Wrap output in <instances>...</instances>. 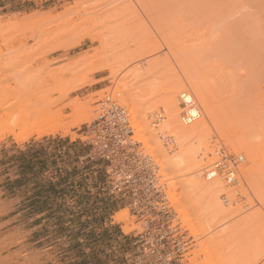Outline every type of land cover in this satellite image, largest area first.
Segmentation results:
<instances>
[{
	"label": "rangeland",
	"instance_id": "374dc122",
	"mask_svg": "<svg viewBox=\"0 0 264 264\" xmlns=\"http://www.w3.org/2000/svg\"><path fill=\"white\" fill-rule=\"evenodd\" d=\"M200 42L220 50L219 58L212 56L211 61L219 59L222 69L217 71L225 75L223 79L217 72L224 82L219 86L223 87L220 100L252 99L242 113L214 120L205 116L195 94L197 87H203L205 55L185 57L182 51L183 45ZM103 64L111 65L117 83L107 70H96ZM175 82L180 89L176 91L179 110L187 107L181 94L192 95L200 114L199 120L185 126L204 119L210 130L206 136L210 154L203 158L199 172L225 154L243 158L235 163L240 173L235 185L216 176L225 189L219 201L232 218L218 219L216 233L201 235L213 232L222 249L206 246L208 239L202 241L206 235L191 236L178 219L191 239L181 264H191L193 258L204 262L209 254L207 248L205 255L206 247L217 254V259L209 254L213 264H264V201L258 185L251 187V176L245 177L249 168L264 169V0H0V260L5 264H133L132 232L139 225L126 204L104 190L105 164L88 157L81 164H40L46 148L31 141L61 135L88 155L81 129L96 117L98 102L106 97L126 110L136 139L130 109L137 110L141 122H148V130L160 128L166 118L158 116L163 115ZM116 89L125 102L113 96ZM80 107L91 109L92 115L75 125ZM185 109L180 110L181 117ZM56 127L62 128L37 134ZM162 134L158 133L161 147L167 158L172 157L179 152L177 141L171 133ZM198 137L189 139L187 146L206 153L200 143L195 146L203 140V135ZM238 143L258 155V164L249 162ZM140 145L155 164H167L152 141L147 148ZM169 170L159 166L165 183L176 184L180 179L166 178L172 173ZM182 172L187 174L186 169ZM202 173L200 178L205 179ZM178 188L173 186L174 191ZM227 205L236 208L232 212ZM256 210L258 220L250 215ZM124 211L129 227L135 228L127 233L124 223L114 220ZM230 220L236 224L226 230L220 227ZM218 254H223L222 260Z\"/></svg>",
	"mask_w": 264,
	"mask_h": 264
},
{
	"label": "bare ground",
	"instance_id": "6f19581e",
	"mask_svg": "<svg viewBox=\"0 0 264 264\" xmlns=\"http://www.w3.org/2000/svg\"><path fill=\"white\" fill-rule=\"evenodd\" d=\"M182 48H183V50H182L183 55L185 57H189L192 54H204L205 55V58H204L205 62H203L204 63L203 66H204V70H205V75H204L203 85H202L203 87H202V89L201 88L199 89L197 87L195 90L196 93L195 92L194 93L198 96V98L201 102V105H202V109H203L207 119L214 120L219 116L228 117V116H233L235 114H239V112L242 113V110L245 109V107L251 103L252 99L249 100L247 98L248 100H246L245 98L247 96H244L245 97L244 99L242 97H241L242 99L239 97V99H237L236 101H234V98L231 100H228V101L226 100V102H223L222 101L223 99L220 100L222 98L220 93L223 92V87L221 86L222 87V89H221L219 86H220V84L223 85L224 82L222 80L224 79L225 75L223 74V72H221V70L217 71L218 69H222L220 66L221 63L219 65L220 68L218 67V64H219L218 60L219 59L217 61L215 60V63L211 62L213 60L212 59L213 57L219 58L218 57V56H220L219 48L215 47V46L212 47V45L209 42H202V43L200 42L197 44L192 43V44H188V45L185 44V45H183ZM96 70L97 71L107 70L109 72V76H110L109 78H111L112 81L117 80L115 72L113 71L111 65H109V64H103L102 66H99ZM222 71H224V70H222ZM217 72H221L223 79H221V75H218ZM221 81H222V83H221ZM178 82H175L177 84L173 83V85H175V86H171V89H173L175 87L174 88L175 91H172L169 88L171 91H169L167 93L165 103H164V107H163V115H161L159 113L158 118H161L162 116H164V118H166V121L161 124L160 128L153 130V131H150V130H148V127H149L148 122L147 121L145 122L143 120L144 121V123H143L138 118L137 110L131 108L130 114L132 115L133 123H134V130H135V137H136V139H134V141L142 143L144 145V148H147L148 143L150 141H152L154 146L159 151V153H157V154L161 155L162 157H165V160L167 161V164H164L163 162L159 161L160 163H157L158 167L160 166L162 169H165V166H167L168 170L171 169V170H169L170 172H172L169 174L171 176H169L167 174L168 177L165 175L166 178H168V179L172 178V179H178V180L180 179L179 181L176 180V182H177L176 184H177V186H179V188L175 191L173 189V186H176L175 183L174 184L173 183L168 184L166 182L168 184V186L171 187L170 188L171 191H170L169 189H167V186L165 183V181H167V180H163L164 178L162 179L163 180L162 182L165 185V194L167 196V199H168L170 205H171V202L169 200L170 197L168 196L169 195L168 192L169 191L173 192L170 194L173 197L172 203L175 204V206L178 208L177 214L175 213L176 218H177V215H179L177 220L180 219L181 222L186 225V226L185 225L184 226L187 227L186 229H188L190 231L191 236L200 237L203 233H206V232L209 233L211 231L214 232L213 229L216 227V221L218 219L226 220L228 218V220H229L230 216L233 214L231 212L227 211V207H225V205L222 203L223 202L222 200H221L222 202L219 201V194L225 189H224V186L221 184V182L219 180H217V178H216L217 175L212 177L214 179L207 178L205 175H204L205 179L200 178V175L202 172H199V171H200V168L203 164L202 163L203 158L207 157V155H206L207 153L210 154V152L207 149L208 145L206 143V136L210 130L207 127V123L204 119H201V121H199L197 124H193V125L191 124L192 126H189V127L185 126L186 124H189L190 122L197 120L200 117V114H199L197 107L195 106L193 98L191 97L192 95L190 96V95L181 94V99H183L184 105H187V107L184 106V108H182V109H185V108H187V109H185L186 113L183 115V117H181V111L180 110H182V109L179 110L178 102L176 100V94H177L176 91H178V89H179V87H177ZM115 83H117V81ZM198 86H200V85H198ZM218 87H219V89H218ZM179 91H180V89H179ZM219 91H221V92L219 93ZM119 92L120 91H118L116 89L115 92L113 93V96L121 97ZM119 99L123 100L125 102V98L121 97ZM75 115H76V120H77V121H75V125H76V124L88 119V117H90L92 115V110L85 108V107H80L75 112ZM154 117H157V116L154 115ZM149 118L152 119V117H149ZM180 119L184 121V124L182 123V121H180ZM128 120H129V118H128ZM263 120H264V118H263ZM129 123H130V121H129ZM216 125L218 126L217 121H216L215 126ZM130 126H131V124H130ZM61 128L62 127H60V128L56 127V128L50 129V130L37 131V134L39 136H43V135H47V134H51V133L53 134ZM64 128H66V127H64ZM131 128H132V126H131ZM66 129H68V128H66ZM63 130H65V129H63ZM156 131H158V132H156ZM164 132L171 133V135L173 137H175V140L177 141V145H178L177 148L179 149L178 153H176L174 156L169 157V158L166 157V153H165L164 149H162L159 138H158V133L162 134ZM201 135H203V140L201 142L198 141V143L196 141V145L195 144L194 145L197 146V148H198L197 144L200 143L199 146L204 148V150L206 151V153H203V154L199 153V149H192L189 146H187V142L189 139H193V138L197 139V138H199L198 136H201ZM191 142H192V140H191ZM194 145H193V148L195 147ZM237 146L241 150H243L242 151L243 153H245L247 155V158L249 159V162L251 164H254V165L258 164V162H259L258 155L254 151L249 150L250 149L249 147H248L249 149L246 148V144L238 143ZM151 151L154 153V155H157L155 153V149L153 147H151ZM147 155L154 162L152 157L149 154H147ZM242 161H243V158L241 156H239L233 160V164L240 163ZM222 162L226 163V164L227 163L231 164V162L228 161V157H227V160L223 159ZM237 165L238 164H236L235 167ZM185 169L187 170V172H186L187 174H184L185 172H182ZM205 169L202 170L203 171L202 174H204ZM236 170H238V168H236ZM246 172H247V175L245 177L251 176V178H249L250 183H251V179H252V181H254L253 183H251V187L254 189V186L258 185V188L256 187L259 190L260 196L259 195L258 196L263 198V201H264V187H263L264 186V169H263V167L262 168H260V167L249 168V170H247ZM239 174L237 173V175H239ZM159 175L162 177V174H160V172H159ZM186 175H189L188 178H184V177H186ZM219 176L220 175H218V177ZM163 177H164V174H163ZM253 178H254V180H253ZM256 178H257V180H256ZM238 179H240V178H238ZM234 180H236V176H234ZM247 180H248V178H247ZM209 181H211V182H209ZM257 181H258V184H257ZM235 183H237V182L235 181ZM230 184H234V183H230ZM172 189H173V191H172ZM228 190H230V192H231L230 188ZM222 194H223V192H222ZM231 194H232V192H231ZM231 194H229V195H231ZM248 200H250V199H248ZM247 203H248V201H247ZM250 203H251V201H250ZM244 204H246V203H244ZM248 205H249V203H248ZM251 205H252V203H251ZM251 205H249V207ZM171 207L173 208V205H171ZM228 207H229V209H231L230 211L233 212L232 208H234V207H231V208H230V206H228ZM253 208H252V210H254ZM246 209H248V207ZM216 211L218 213H222L224 215L218 216L215 213ZM225 211H227V212H225ZM257 211L258 210L255 211L256 213L254 211H252L255 213V214L254 213L253 214L256 216H254L252 213L251 214L249 213L250 215H252V218H254L255 220L260 219L259 218L260 214H257ZM238 212H239V210H238ZM246 214H245V217H246ZM231 218H232V216H231ZM237 218H234L235 222H239V220H242L241 218H243V221H245V219H246V218L244 219V217H239V220H236ZM114 220L117 223H120V222L124 223V225L122 226V229L125 233L130 232L133 229H135L134 227H129L127 214L125 211L117 214L114 217ZM234 221L230 220L225 225H221L220 227L225 226L224 230H226V228L228 226L230 227L233 225ZM178 223H180L179 220H178ZM180 225H181V223H180ZM220 227H219V229H220ZM213 232L210 233V234H212V236L204 234L207 237H206V239L203 238V240L202 239L201 240L204 241V240L208 239L207 240L208 242L205 244L206 246L209 245V246H213V247L218 248L217 246H219L218 244H220V243L218 241H216L217 239H216V236L214 234L216 232H214V233ZM203 236H201V238ZM209 236H211V237L209 238ZM219 247H220L219 249L221 250L222 249L221 246H219ZM207 248L209 250L208 251L209 254L214 255V254H212L213 251L210 249L212 247H206L205 255H207L206 253H208L206 251ZM203 251H204V249H203ZM222 251H224V249ZM203 254H204V252H203ZM209 254L205 258L206 261L204 260V262H199L197 260L193 261L194 258L190 259L191 264H213L214 263V262L212 263L213 260L211 261L212 256L210 257ZM239 254H238V256H239ZM216 255H214V256L216 257ZM222 255L218 254V257L220 256V259H221ZM224 255L227 256L226 254H224ZM216 259H217V257H216ZM217 263H220V260H217ZM0 264H5L4 260H0ZM223 264H224V262H223Z\"/></svg>",
	"mask_w": 264,
	"mask_h": 264
},
{
	"label": "built area",
	"instance_id": "2783aa9c",
	"mask_svg": "<svg viewBox=\"0 0 264 264\" xmlns=\"http://www.w3.org/2000/svg\"><path fill=\"white\" fill-rule=\"evenodd\" d=\"M98 106L96 117L83 125L81 136L90 148L88 159L105 164L104 190L123 201L139 225L132 232L133 264H181L191 239L167 199L158 165L134 141L124 108L108 97ZM227 157L208 166L204 175H220L227 183H235L236 164L231 158V164H223Z\"/></svg>",
	"mask_w": 264,
	"mask_h": 264
},
{
	"label": "crops",
	"instance_id": "0c3cea01",
	"mask_svg": "<svg viewBox=\"0 0 264 264\" xmlns=\"http://www.w3.org/2000/svg\"><path fill=\"white\" fill-rule=\"evenodd\" d=\"M31 143L32 145L40 143L46 148V156L41 159L40 164H81V159L87 157L85 150L79 144L72 142L69 137L46 136L38 141L32 140ZM31 164L36 162L32 160Z\"/></svg>",
	"mask_w": 264,
	"mask_h": 264
}]
</instances>
